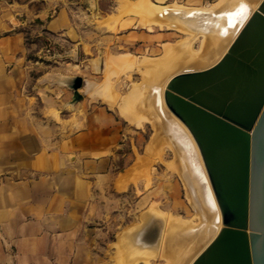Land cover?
Segmentation results:
<instances>
[{
	"label": "crops",
	"instance_id": "crops-1",
	"mask_svg": "<svg viewBox=\"0 0 264 264\" xmlns=\"http://www.w3.org/2000/svg\"><path fill=\"white\" fill-rule=\"evenodd\" d=\"M100 1L88 2L99 9ZM184 1L197 7L207 0ZM81 7L64 5L49 18L45 11L42 32L62 47L47 52L16 30L20 8L0 4V264H71L91 192L113 180L115 118L89 102L92 87L80 88L82 99L70 105L72 91L61 80L82 77L75 68L87 55L71 37L78 32L71 12Z\"/></svg>",
	"mask_w": 264,
	"mask_h": 264
},
{
	"label": "rangeland",
	"instance_id": "rangeland-1",
	"mask_svg": "<svg viewBox=\"0 0 264 264\" xmlns=\"http://www.w3.org/2000/svg\"><path fill=\"white\" fill-rule=\"evenodd\" d=\"M88 1L0 0L2 6L20 8L16 15V30L23 34L26 42L36 40L40 44L42 41L47 52L61 51L62 47L52 42L49 34L42 32L41 24L45 22L46 14L49 18L64 5L67 8L82 6L81 12H71L78 27L77 35L71 37L74 41L80 40L87 56L80 53L82 67H76L75 70L82 74L83 79L96 82L94 91L91 89L88 92L89 102L96 107H106L115 118L118 128L119 141L111 154L113 180H109L102 189L92 190L93 203L88 206L87 223L78 233L76 245L72 247L71 264H165V257H161L164 253L160 249L155 251L154 254L158 255L155 257L153 253L152 257L147 254V258L146 253L144 257H141L144 253H140L141 256L136 253L131 258L134 252L129 251L130 240L126 237L141 229L152 211L156 213L159 210L167 226L173 225L172 218H175L174 222L178 218L183 221L193 218L194 210L184 181V175H189L190 162H183L178 156L177 144L163 126V121L170 117L165 110L161 113L158 104H152L149 108L145 89L137 91L134 95L137 99L130 97L124 105L120 104L122 98H129L127 94L133 84L158 87L169 75L182 70L178 67L155 79L146 74L145 67H150L154 60L164 58L163 48L171 46L170 49H175V44L187 35L176 28L159 26L149 20L153 17L144 18L146 13L137 6L135 0H101L97 4L99 9H94ZM214 1L207 0L202 4ZM170 2L189 5L184 0L166 1ZM38 13L43 17L42 21L35 16ZM200 44L201 36H198L192 42L193 50H197ZM97 57L102 60L101 71L98 72L94 68ZM127 62H133L134 66L127 67ZM103 85L104 89H99ZM95 88L99 89L98 92H107L104 94L108 96L96 94ZM59 114L55 111L56 116ZM130 168L135 172L131 171L133 178L125 180V171ZM116 173L118 178L114 180ZM126 240L129 241L127 245L129 243L130 249L127 248ZM78 241L85 246V252H81L84 248L80 247Z\"/></svg>",
	"mask_w": 264,
	"mask_h": 264
},
{
	"label": "water",
	"instance_id": "water-1",
	"mask_svg": "<svg viewBox=\"0 0 264 264\" xmlns=\"http://www.w3.org/2000/svg\"><path fill=\"white\" fill-rule=\"evenodd\" d=\"M83 83L71 77V103ZM164 100L193 135L221 214L191 264H264V0L216 63L172 76Z\"/></svg>",
	"mask_w": 264,
	"mask_h": 264
},
{
	"label": "bare ground",
	"instance_id": "bare-ground-1",
	"mask_svg": "<svg viewBox=\"0 0 264 264\" xmlns=\"http://www.w3.org/2000/svg\"><path fill=\"white\" fill-rule=\"evenodd\" d=\"M261 1L215 0L213 3H208L204 6L191 7L180 3L160 5L152 0H135L137 6L146 13V15H143L145 16L144 18L149 19L153 17L149 20L154 21V23L156 22L161 27L176 28L186 33L187 37L178 44H175L177 45L175 49H172L173 47L170 49L171 46H168L169 48H163V51L165 50L163 52L165 57L162 55L161 57L164 58L154 60L150 67H145L146 74L148 76L152 75L155 79L172 70H176L178 67L182 70L169 75L164 82L159 83L158 87H148L146 84L141 83L137 85L133 84V87L127 94L129 98H122L123 102L120 105H124L130 97L133 100L135 98L137 99V96L134 97L137 91L145 89L147 96L146 102L149 108L152 104H158V109L161 110V113L165 110L169 115L170 119L163 121L164 129L175 140L177 148L179 149L178 156L180 159L183 162L185 160L190 162L191 168L188 177H185L184 174L182 175H184L187 194L192 202L194 216L186 221H183L181 218L179 220L178 218V221L176 220L177 222L173 221L175 218L171 219V217H168L172 220L173 225L167 226L168 224L164 222L165 218L163 220L160 215L161 212L157 209L156 213L152 211V214L147 215L148 217L144 226L138 231L129 233V236L126 237L130 240L131 250L129 251L134 252L133 255L131 253V258L140 253H144L142 254L143 256L141 254L139 255L141 257H144L146 253L145 258H147V254L151 256L152 253L154 254L156 253L155 251L160 249L161 253H164L161 255L164 256H159L165 257V264H191L193 259L214 238L222 226L220 209L216 202L196 141L188 127L167 107L164 100V91L170 78L177 73L205 69L216 63L227 51L239 30L251 13L257 9ZM241 5L245 8L243 13L239 11ZM198 36H201V44L197 50H193L192 42ZM101 63V57H97L94 62V68L97 72L101 71ZM127 64V67L130 68L134 66L133 62H127ZM145 70L142 69V71ZM71 77L65 76L61 80L67 86ZM83 80L87 82L89 89H91L90 87H92V90L94 89L95 82L87 79ZM83 86L84 83L81 88ZM100 86L96 87L99 88ZM104 86L99 89H104ZM98 90L95 93H101ZM101 91L103 92L104 90ZM104 92L101 94H107V92L105 94ZM105 96L107 97L108 95ZM123 111L122 109V113ZM125 115L128 114L126 113ZM133 168L125 171L124 176H130L124 177L122 175L124 179L129 180L134 175ZM120 177L119 180L121 179ZM154 205L156 204L154 203ZM167 221L171 223L168 219ZM128 240H126V245ZM127 246V248L130 247L129 243ZM150 256L148 255L149 259ZM152 256L155 257L158 255L154 254ZM147 263L149 262L147 261Z\"/></svg>",
	"mask_w": 264,
	"mask_h": 264
},
{
	"label": "clouds",
	"instance_id": "clouds-1",
	"mask_svg": "<svg viewBox=\"0 0 264 264\" xmlns=\"http://www.w3.org/2000/svg\"><path fill=\"white\" fill-rule=\"evenodd\" d=\"M87 87H88V84H87V82L85 81V82H84V86L81 88V92H83L84 88H87Z\"/></svg>",
	"mask_w": 264,
	"mask_h": 264
},
{
	"label": "snow or ice",
	"instance_id": "snow-or-ice-1",
	"mask_svg": "<svg viewBox=\"0 0 264 264\" xmlns=\"http://www.w3.org/2000/svg\"><path fill=\"white\" fill-rule=\"evenodd\" d=\"M240 13H243L244 11H245V8H244V6L243 5H241V7H240Z\"/></svg>",
	"mask_w": 264,
	"mask_h": 264
}]
</instances>
